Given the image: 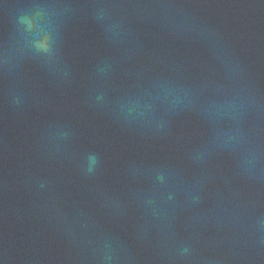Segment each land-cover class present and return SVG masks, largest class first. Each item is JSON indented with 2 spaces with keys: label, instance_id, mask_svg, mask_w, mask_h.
<instances>
[{
  "label": "water",
  "instance_id": "95a60500",
  "mask_svg": "<svg viewBox=\"0 0 264 264\" xmlns=\"http://www.w3.org/2000/svg\"><path fill=\"white\" fill-rule=\"evenodd\" d=\"M0 264H264V0H0Z\"/></svg>",
  "mask_w": 264,
  "mask_h": 264
}]
</instances>
